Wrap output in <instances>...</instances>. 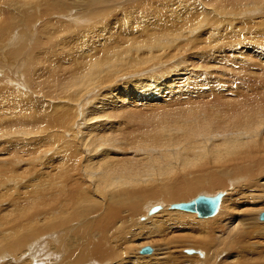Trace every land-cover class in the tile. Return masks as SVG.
Instances as JSON below:
<instances>
[{"label":"bare ground","instance_id":"6f19581e","mask_svg":"<svg viewBox=\"0 0 264 264\" xmlns=\"http://www.w3.org/2000/svg\"><path fill=\"white\" fill-rule=\"evenodd\" d=\"M108 1L86 0L90 16L104 10ZM227 1L230 9H244L251 2ZM65 4L63 0H0V36L17 23L7 17L13 10L18 15L24 10L47 15ZM167 7L173 14L179 6ZM185 21L183 25L190 23ZM59 27L46 20L44 36H53ZM135 29L128 28L121 35L119 48L106 46L94 53L100 54L98 57L86 55L90 58L74 73L78 87L74 100L85 91H89V98L99 100L112 91L115 95L111 107L104 110L97 105L87 120L82 110L85 104L75 103V109L68 111L69 118L61 123L71 135L66 144H74L78 150L65 147L58 165L45 171L48 218L43 239L52 245V251L46 250L45 261L38 263L37 257H32L30 264H51L54 260L58 264H264V219L259 214L264 209V98L253 91L263 86L264 67L258 77L259 87L238 86L235 96L223 92L233 91L230 87L199 88L194 74L206 69L200 66L203 58L192 61L189 78L188 74L164 81L149 80L157 75L138 78L147 83L136 90L122 80L115 81L113 87L106 85L100 74L107 76L118 66L120 55L176 41V35L164 32L165 36L151 37L139 29L136 35ZM235 34L230 32L228 38ZM164 38L169 40L163 42ZM249 44L253 60L261 61L263 52L253 41ZM196 67L200 69L194 70ZM208 67L212 76L217 73L215 76L220 77L215 68ZM207 77L203 76L204 83L210 81ZM98 91L100 95L95 94ZM213 94L219 96L212 104L196 101ZM240 175L246 176L243 183H239ZM203 186L209 191L235 187L228 198L216 193L220 194L218 212L216 209L208 216L170 203L188 200ZM159 201L163 207L152 211L151 203ZM169 206L179 211L169 210ZM152 232L161 235V242L145 241L154 244V252L152 248L149 253L136 251L144 246L136 243L135 247L134 238ZM16 244V235L5 236L8 251L14 253ZM28 246V255L34 254L33 243ZM120 249L123 255L118 254ZM136 252L140 254L135 256ZM6 255L1 253L0 258Z\"/></svg>","mask_w":264,"mask_h":264},{"label":"rangeland","instance_id":"374dc122","mask_svg":"<svg viewBox=\"0 0 264 264\" xmlns=\"http://www.w3.org/2000/svg\"><path fill=\"white\" fill-rule=\"evenodd\" d=\"M63 1L67 4L54 8L47 15L28 10L20 11L18 15L13 10L7 17L15 18L17 23L7 27L0 36V254L13 252L5 247L6 235H16L17 241L14 253L2 256L0 264H30L32 257H37L38 263L40 259L46 260V250L50 251L52 245L43 239L47 233L44 225L48 218L43 189L45 171L58 165L65 147L76 148L74 144H66L71 135L65 133L61 123L69 118L68 111L75 109V103L85 104L82 110L86 120L97 105H102L104 110L111 107L114 91L100 100L93 96L89 98V91L82 92L77 100L73 98L78 92L74 73L85 59L90 58L86 55L98 57L100 54L94 53L106 46L119 48L121 35L128 28H136V35L142 30L151 37L167 33L176 35V41L163 43L152 50H136L120 55L118 66H114L107 76L100 74L101 81L113 87L115 81L122 80L127 87L136 90L140 84L147 83L138 81V78L157 75V78L149 80L181 79L193 69L192 61L203 58L200 66L206 69L194 74L202 90L230 87L233 91L223 92L235 96L238 86L260 85L257 84L258 77L264 67V0H258L259 3L251 0L244 9L242 6L230 9L227 0H109L104 10L93 12L91 16L86 0ZM166 5L179 7L171 14ZM183 19L190 23L183 25L186 22ZM46 20L60 26L53 36H44ZM177 23L181 25L177 26ZM230 32L239 35L229 39ZM165 40L169 39L164 38L163 42ZM252 41L263 52L261 61L253 60L251 56L253 50L248 49V45ZM237 49L240 52H235ZM209 65L212 70H217L213 71L218 72L220 77L215 76L217 73L214 76L209 73ZM197 69L200 68H194ZM207 75L206 79L210 81L204 83L203 76ZM190 76L192 74H188L187 78ZM262 85L259 90L253 89L256 93L258 91L257 96L261 99L264 98V82ZM95 94L101 93L98 91ZM217 96L206 95L204 97L207 98L196 101H200V105L206 101L212 104ZM79 153L81 156L84 154L83 151ZM244 176H239V183L246 181ZM204 187L198 188L189 199L198 195L214 196L218 192L228 198L235 186L210 191L207 186ZM189 199L180 202H188ZM151 206L161 209L163 203L159 201L151 203ZM168 209L179 211L170 206ZM191 214L199 219L196 213ZM58 231L54 230V234ZM148 234L136 236L134 246H150L154 252V244L145 241L159 239L161 242V235L156 232ZM32 243L34 254L28 255L27 246ZM123 253V250H118L119 255ZM137 253L134 255L140 254ZM55 261L52 263L58 264L59 261Z\"/></svg>","mask_w":264,"mask_h":264},{"label":"water","instance_id":"95a60500","mask_svg":"<svg viewBox=\"0 0 264 264\" xmlns=\"http://www.w3.org/2000/svg\"><path fill=\"white\" fill-rule=\"evenodd\" d=\"M219 201H220V194H216L214 196L198 195L196 198L188 202L176 203L174 204V206L177 208H182L185 210L196 212L198 216H208L216 211ZM156 209L154 206L152 208V211H155ZM260 219H264V211L260 213ZM150 251H151L150 246H144L140 249L141 253H149Z\"/></svg>","mask_w":264,"mask_h":264}]
</instances>
